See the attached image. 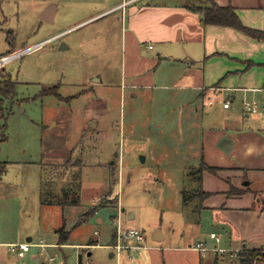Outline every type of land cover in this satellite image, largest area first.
Here are the masks:
<instances>
[{
    "label": "rangeland",
    "instance_id": "rangeland-1",
    "mask_svg": "<svg viewBox=\"0 0 264 264\" xmlns=\"http://www.w3.org/2000/svg\"><path fill=\"white\" fill-rule=\"evenodd\" d=\"M52 1L59 4L55 22H41L32 6ZM105 2L0 0L2 51L10 28L18 49L64 32L0 69V78L15 82L0 116V169L2 163L6 167L0 181V264H115L111 242L119 220L144 230L146 246L158 227L167 234L165 243L174 228L199 227L183 213L181 189L190 179L176 116L179 95L125 83L122 9L92 17ZM55 85L62 97L45 92ZM90 115L99 119L98 128L89 125ZM80 170V204L41 205L43 172L60 191ZM88 209L98 210L82 220ZM63 225L69 238L59 243ZM211 229L204 218L199 231ZM29 236L24 256L10 250L11 243L28 242Z\"/></svg>",
    "mask_w": 264,
    "mask_h": 264
},
{
    "label": "crops",
    "instance_id": "crops-1",
    "mask_svg": "<svg viewBox=\"0 0 264 264\" xmlns=\"http://www.w3.org/2000/svg\"><path fill=\"white\" fill-rule=\"evenodd\" d=\"M123 2L106 0L104 9L92 17L122 9L121 71L125 83L167 88L179 95L176 116L187 153L185 174L188 177V171L202 159L218 169L203 174V188L212 194L204 199L202 209L194 210L198 199L187 206L183 202L185 219L196 222L197 230L176 232L174 228L169 243H165L167 234L158 227L150 245L143 244L146 238L131 244L132 239L124 241L128 247L119 250L118 228L130 227L119 220L111 257L115 264H232L219 251L202 253L193 244L206 240L212 247L264 248V40L232 26L204 24L200 13L186 5L190 1L134 0L120 6ZM216 2L233 4L245 24L264 29V0ZM32 8L41 22L51 24L59 13L55 1ZM10 30L13 41L7 34L8 47L0 49V56L20 50L15 29ZM63 34V30L51 32L37 43L61 39ZM65 45L62 41L61 48ZM245 99L258 101L260 110H246ZM226 100L231 102L229 107L224 105ZM88 123L92 128L100 126L93 115ZM232 186L241 192H230ZM39 199L43 206L59 205L43 203L41 192ZM204 218L212 225L210 232L199 231ZM211 232H217L221 241L212 238Z\"/></svg>",
    "mask_w": 264,
    "mask_h": 264
},
{
    "label": "trees",
    "instance_id": "trees-1",
    "mask_svg": "<svg viewBox=\"0 0 264 264\" xmlns=\"http://www.w3.org/2000/svg\"><path fill=\"white\" fill-rule=\"evenodd\" d=\"M190 9L198 11L201 16V20L204 24H217V25H226L237 28L238 30L255 37L259 40H264V29L253 27L245 24L241 17L239 16L236 7L229 4H219L216 0H193L186 4ZM7 39L11 42L13 41V33L12 30L7 32ZM252 64V62H251ZM264 65V63H263ZM14 84L9 76L0 78V116L2 115V103L4 101V97L11 96L14 91ZM59 85L52 86L45 90L46 93H57L62 97L61 94L57 91V87ZM78 165L80 163H77ZM76 164V165H77ZM55 165V164H54ZM218 167L212 166L208 164L206 161L202 159L201 163L198 166L192 167L188 171V178L190 182H192L189 186L184 185L181 193L183 197V202L186 206L189 204L191 200L198 199V206L194 208V210L199 211L203 207L204 199L207 198L212 193L206 191L203 188L202 177L205 171L216 172ZM6 167L5 163H2L0 169V179L5 172ZM73 177L68 180V182L61 188L60 191H56L53 187V181L48 179L44 172L41 178V198L43 203H57L62 207L67 205H77L81 202V170L72 174ZM74 180H77L74 182ZM52 181V182H51ZM198 183L194 185L196 182ZM230 192L240 193L241 190H236L233 186L230 189ZM98 209H88L85 213L82 214L81 219L86 220L95 213ZM196 211V212H197ZM58 232L60 233L59 243H66L69 238V230H66L65 225L59 227ZM89 243L95 244L97 243L95 240H91ZM261 254L264 255V248H253L247 249L243 251L242 261L243 264H252L255 260L256 255ZM214 264H217L215 261Z\"/></svg>",
    "mask_w": 264,
    "mask_h": 264
},
{
    "label": "built area",
    "instance_id": "built-area-1",
    "mask_svg": "<svg viewBox=\"0 0 264 264\" xmlns=\"http://www.w3.org/2000/svg\"><path fill=\"white\" fill-rule=\"evenodd\" d=\"M132 1L134 0H124L123 4L120 6H125ZM40 45L41 43L33 44L29 47L0 56V69L4 68L12 60L17 59L18 57L24 55L25 53L38 48ZM230 103L231 102L229 100H226L224 102L225 107H229ZM244 107L246 110L250 112H258L260 110V103L256 100L245 99ZM117 234H118L119 242L116 244V247L119 250L124 247H128V244H126L124 241L135 239L138 242H142L146 238L145 231L135 227H128V228L119 227ZM211 237L214 238L217 242L221 241V237L217 232H211ZM193 245L196 249H198L202 253H205L210 249H215L219 251V253H221L222 255L229 257L232 260V264H243L242 257L245 248H225L219 246L212 247L209 245V243L206 240L196 241ZM9 248L14 254L18 256H24L26 251L30 250L31 243L30 242L11 243L9 245ZM252 264H264V255L261 254L256 255L255 260Z\"/></svg>",
    "mask_w": 264,
    "mask_h": 264
}]
</instances>
